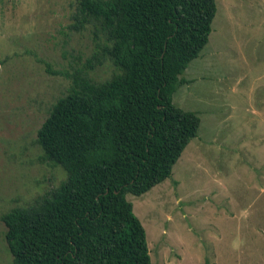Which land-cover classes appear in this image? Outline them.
Here are the masks:
<instances>
[{
    "label": "rangeland",
    "instance_id": "1",
    "mask_svg": "<svg viewBox=\"0 0 264 264\" xmlns=\"http://www.w3.org/2000/svg\"><path fill=\"white\" fill-rule=\"evenodd\" d=\"M208 45L173 102L201 119L172 177L129 194L152 264H264V0H216ZM76 0H0V264H14L1 217L48 195L67 174L44 158L38 132L73 75L89 70L93 25ZM92 63H96L92 60Z\"/></svg>",
    "mask_w": 264,
    "mask_h": 264
},
{
    "label": "trees",
    "instance_id": "2",
    "mask_svg": "<svg viewBox=\"0 0 264 264\" xmlns=\"http://www.w3.org/2000/svg\"><path fill=\"white\" fill-rule=\"evenodd\" d=\"M77 27L95 28L112 76L87 71L38 132L44 158L67 178L1 220L14 264H152L147 233L129 194L170 179L201 119L173 102L189 65L209 43L216 0H76Z\"/></svg>",
    "mask_w": 264,
    "mask_h": 264
}]
</instances>
